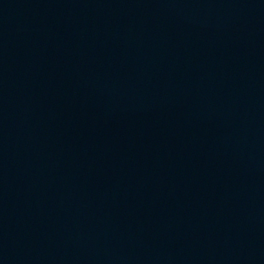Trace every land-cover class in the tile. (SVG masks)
<instances>
[{
	"label": "water",
	"instance_id": "95a60500",
	"mask_svg": "<svg viewBox=\"0 0 264 264\" xmlns=\"http://www.w3.org/2000/svg\"><path fill=\"white\" fill-rule=\"evenodd\" d=\"M0 264H264V0H0Z\"/></svg>",
	"mask_w": 264,
	"mask_h": 264
}]
</instances>
